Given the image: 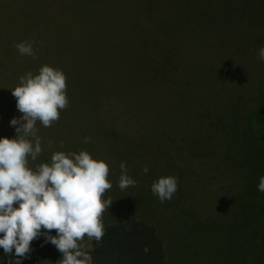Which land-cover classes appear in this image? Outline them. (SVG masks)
I'll list each match as a JSON object with an SVG mask.
<instances>
[{
  "label": "rangeland",
  "instance_id": "rangeland-1",
  "mask_svg": "<svg viewBox=\"0 0 264 264\" xmlns=\"http://www.w3.org/2000/svg\"><path fill=\"white\" fill-rule=\"evenodd\" d=\"M72 9L88 10L81 24L96 18L97 11H117L123 26L130 29L127 36L118 34L115 42H103L96 50L93 64L97 60L99 73L84 70L83 78L75 83L85 82V74L100 77L92 89L105 99L102 109L110 116L104 118V126L109 132L113 129L114 135L107 136L92 119L76 122L75 113L66 108L51 127L37 122L42 153L34 162L29 158L30 166L49 162L56 151L85 150L93 159L106 162L112 188L104 199L110 197L113 202L102 216L103 224L136 219L155 226L164 242L165 264H264V216L245 229L243 246L228 227L229 209L244 198L246 173L234 161L240 149L228 146L230 134L242 130L232 124L231 114L239 113L233 109L238 103L244 101L243 108L251 104L252 97L258 96L256 90L264 87V61L257 58L264 46L263 0H0V43L6 45L0 47V138L16 136L10 121L22 114L11 89L22 75L37 74L45 64L59 69L66 57L67 62L82 57L81 50H72V45L85 44V32L74 41L67 36L68 29L61 27L65 26L63 15L57 20L55 14ZM13 11L32 16L20 14L15 23L14 17L5 15ZM181 15L188 17L179 21ZM146 21L160 28L170 43L175 42L161 51L165 59L178 60L177 68L168 66L158 73L161 45L152 36L147 40L141 35ZM121 38L131 57L124 63L117 53ZM107 39L104 36L102 41ZM26 40L36 42V59L21 56L9 46V41ZM132 58L142 65L141 72ZM68 63L63 70L67 78L74 66ZM182 90L190 94L184 104L177 95ZM130 103L138 109L132 112ZM121 162L138 181L123 191L119 188ZM145 166L147 173L142 171ZM168 175L178 177V190L171 200L161 203L151 185ZM93 242L85 237L84 250L90 257ZM31 248L21 264H57L62 258L43 236L32 241ZM8 260L0 248V264Z\"/></svg>",
  "mask_w": 264,
  "mask_h": 264
},
{
  "label": "clouds",
  "instance_id": "clouds-1",
  "mask_svg": "<svg viewBox=\"0 0 264 264\" xmlns=\"http://www.w3.org/2000/svg\"><path fill=\"white\" fill-rule=\"evenodd\" d=\"M34 43L26 40L14 47L21 56L36 59ZM257 58L264 61V46L258 49ZM66 80L62 70L45 64L37 74L29 71L22 75L11 89L22 115L10 121L15 138H0V248L9 257L8 264L28 259L31 242L41 236L62 254L57 264H89L85 237L99 242L105 234L102 216L113 202L110 197L104 199L112 188L106 162L81 150L56 151L49 162L35 167L29 163V158L34 162L42 153L37 122L51 127L59 121L60 111L69 106ZM59 146L63 148L64 143ZM48 147H52L51 141ZM120 169L122 191L138 184L127 174L124 162ZM142 171L149 169L145 166ZM178 183L176 176H161L152 183L151 192L163 203L173 198ZM257 190L264 193V176L259 178Z\"/></svg>",
  "mask_w": 264,
  "mask_h": 264
},
{
  "label": "trees",
  "instance_id": "trees-1",
  "mask_svg": "<svg viewBox=\"0 0 264 264\" xmlns=\"http://www.w3.org/2000/svg\"><path fill=\"white\" fill-rule=\"evenodd\" d=\"M86 11L88 10L72 9L70 11H55V14L58 16L57 20L63 15L62 22H64L65 26L61 27L66 30L68 29L67 36L69 35L74 41H77L78 37L85 32L87 37V42L79 45L80 48H78L77 45H72L74 46L72 50L75 48V51L81 50L82 57H79V60L74 59V61H68L71 62V64L74 62V66H70L73 68V72L66 80V94L69 100V106L67 108L75 113L76 122H84L88 118L92 119L95 121V124H99L100 128H103L107 136H110L109 133L112 134L113 132L111 131L113 129L109 132L104 126L106 124L104 118L110 116L106 108L102 109V101H105V99L102 98V93L92 89L94 85L97 86L95 83L100 77L95 76L96 78H90L85 74V82H80L77 85L75 83L80 78H83L81 76L84 74V70H96V67L99 66L97 60L96 64H93L94 54L103 42H115V39H118V34L122 37L123 34L127 33L125 35L127 36L131 32L126 25L124 27L123 23H121L120 14L117 11L113 12V10L97 11L96 18L93 20L87 18V23L81 24V18ZM68 12L75 13L76 17L74 18V16H72L71 18H68ZM27 13L32 16L31 13ZM20 14H24L25 16L28 15L26 13H21L20 11H13L12 13H9L8 15L6 13L5 15L6 17H14L15 23H18ZM186 16L187 15H185V17L181 15V19L178 20L184 21L186 20ZM79 24L82 27H79ZM170 25H172V20ZM87 28L88 32H86ZM164 34L165 33H163L160 28L156 29L148 21L144 24L141 34L142 36L144 35L143 37L147 40L152 36L161 45V47L159 46L161 53L160 59L157 61L158 73L167 69L168 66L173 68H177L178 66V60L165 59L164 55L166 53L161 51L163 46L168 47V45L175 43H170L169 39H166L165 36L163 37ZM104 36L108 37V39L102 41ZM124 42L125 39L122 41L121 38V44L118 45L117 50L118 57L123 63L124 61L131 60V57L127 54L128 50L124 46ZM15 44L13 41H9V46H14ZM3 46L6 45L0 43V47ZM137 53V51L133 52L135 56L134 58H138ZM173 54L179 56L177 52H174ZM64 62L66 65H62L61 63L60 66L69 67L67 57ZM132 62L136 64L135 67L138 73L143 70L142 65L138 63V60L135 61L133 59ZM64 67H59V69L63 71ZM98 69L93 72L94 75L99 73L100 70ZM160 75L163 76V74ZM93 78H95V80H92ZM189 89L190 87L188 86L187 91H190ZM256 93L258 96L254 95L251 99V104L245 108H243L244 101L238 103L241 104L238 105L240 110H238L239 107L237 109L235 107L233 108L239 113L231 114V122L233 125H236L238 130H242L231 133L228 143L229 147H234L235 150L240 149V156L237 158L234 156V161L237 159V166L244 167L246 172L244 175L245 188L242 194L244 198L238 203V206L229 209L232 216L230 222H228V227L231 234L234 236V240L236 241L239 238L238 243L240 242L241 245L245 244V236L247 237V231L245 229L249 228L252 222H259L261 217L264 216V205L261 204V198L264 197V193L257 190L259 178L264 176V87L258 88ZM177 95L179 96L180 101L184 104V99L188 100L190 94H187L185 90H182L177 92ZM136 108V104L133 103V105H131V111H136ZM180 112L186 115L183 111ZM197 115L201 118L203 117L200 113ZM145 117L148 119V116ZM109 128L111 129L114 127ZM92 130L95 132L97 129ZM104 229L105 234L101 241L97 242L93 239V248L91 250L92 264H165L166 252L164 242L160 232L155 226L134 219L120 223H110L104 225Z\"/></svg>",
  "mask_w": 264,
  "mask_h": 264
}]
</instances>
